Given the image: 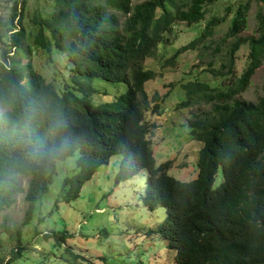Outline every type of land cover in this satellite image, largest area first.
Segmentation results:
<instances>
[{
	"label": "trees",
	"instance_id": "obj_1",
	"mask_svg": "<svg viewBox=\"0 0 264 264\" xmlns=\"http://www.w3.org/2000/svg\"><path fill=\"white\" fill-rule=\"evenodd\" d=\"M50 1L52 14H34L28 30L27 0H15L4 24L8 35L0 34V214L23 192L21 177L29 179L22 223L28 226L59 162L79 154L74 174L63 182V190L69 188L64 197L71 202L102 166L122 156L118 184L148 172L142 200L152 211L165 210L156 233L176 250L172 264H264V84L256 103L239 97L264 63V12L257 15L258 35L242 38L254 0L231 3L224 16L209 20L207 9L219 0ZM202 22L200 36L174 58L196 49L228 22L226 37L235 41L214 75L229 76L228 85H183L187 98L181 108L201 101L213 105L209 113L188 120L191 135L203 147L197 177L186 182L169 174L172 161L156 163L150 135L158 126L146 113L163 112L160 104L151 105L145 86L157 74L144 63L154 58L176 23ZM244 45L250 49L249 64L236 77V53ZM40 52L69 61L68 78L79 85L69 87L65 80L59 86L31 62L19 61L21 53L30 58ZM98 78L127 85L117 105L94 102L91 84ZM23 249L19 246L0 264H12Z\"/></svg>",
	"mask_w": 264,
	"mask_h": 264
},
{
	"label": "rangeland",
	"instance_id": "obj_2",
	"mask_svg": "<svg viewBox=\"0 0 264 264\" xmlns=\"http://www.w3.org/2000/svg\"><path fill=\"white\" fill-rule=\"evenodd\" d=\"M15 0H0V34L8 35L5 23L10 22ZM22 1V0H19ZM139 4L144 0H132ZM246 0H219L208 7L207 20L213 16H224L229 4L237 6ZM259 11L264 4L254 0L249 12L247 29L242 38L257 36ZM53 4L50 0H27L25 26L33 29L31 17L36 13L50 16ZM121 21L123 17H121ZM205 22L188 26L176 23L173 33L159 45L154 58L144 63L157 77L148 82L145 89L151 105L160 104L162 116L146 113V119L158 128L150 135L157 165L172 161L169 174L180 181H191L197 177L199 154L203 147L191 135L188 120L193 114L209 113L213 105L201 101L191 108H181L187 95L183 85L201 82L212 87H224L230 77H215V70L228 60V52L234 39H227L229 22L216 29L215 34L187 52L179 50L196 40L204 30ZM2 44L0 43V48ZM250 49L244 45L236 53L233 73L240 77L249 64ZM1 55V51H0ZM1 58V57H0ZM22 64L31 62L37 71L59 86L67 80L69 87L79 82L68 78L71 64L60 54L43 52L30 58L19 55ZM264 63L257 70L248 90L240 99L256 103L262 96ZM95 88V103L117 105L128 87L124 83H113L101 78L91 84ZM63 88V87H61ZM79 154L61 161L57 174L45 196L37 202L31 223L23 226L29 204L25 199L28 178H20L23 192L17 202L0 214V259H8L19 246L24 249L12 264H172L176 250L167 246L166 240L157 232L165 220L163 208L152 211L142 200L148 187V172L141 171L132 179L118 184L116 176L123 159L113 157L102 166L82 188L76 200L68 202L63 182L74 174ZM220 181V180H219ZM59 201V202H58ZM21 232V243L17 232Z\"/></svg>",
	"mask_w": 264,
	"mask_h": 264
}]
</instances>
